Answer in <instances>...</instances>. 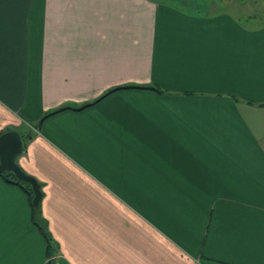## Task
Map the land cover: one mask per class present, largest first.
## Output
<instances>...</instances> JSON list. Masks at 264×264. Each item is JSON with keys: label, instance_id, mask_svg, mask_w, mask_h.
Returning a JSON list of instances; mask_svg holds the SVG:
<instances>
[{"label": "crops", "instance_id": "1", "mask_svg": "<svg viewBox=\"0 0 264 264\" xmlns=\"http://www.w3.org/2000/svg\"><path fill=\"white\" fill-rule=\"evenodd\" d=\"M262 1L0 0V264H264Z\"/></svg>", "mask_w": 264, "mask_h": 264}, {"label": "water", "instance_id": "2", "mask_svg": "<svg viewBox=\"0 0 264 264\" xmlns=\"http://www.w3.org/2000/svg\"><path fill=\"white\" fill-rule=\"evenodd\" d=\"M21 151L22 141L16 131L7 130L0 133V172L10 171L17 180L27 183L33 194L31 203L36 205L40 197L38 184L33 177L24 173L15 161Z\"/></svg>", "mask_w": 264, "mask_h": 264}, {"label": "trees", "instance_id": "3", "mask_svg": "<svg viewBox=\"0 0 264 264\" xmlns=\"http://www.w3.org/2000/svg\"><path fill=\"white\" fill-rule=\"evenodd\" d=\"M126 87H137V88L147 87V88H153L151 86H138V85H129V86L127 85ZM111 90H113V89H110V90L106 91L101 96H103L104 94L110 92ZM88 104L89 103H85V104H83V105H81V106H79L77 108L69 107V106H62V107L54 109V110H52L50 112H46L43 115V117L48 116L51 113H54L56 111H59V110L65 109V108L79 109V108H83L84 106H86ZM0 179L3 180L6 183L18 186L24 192V194L26 195L28 203H29V207H30L31 222L36 227V229L38 230V232L40 233V235L42 236V238H43V240L45 242V246H46L45 254H46V257L51 256V254L55 250L54 249V243L50 239V236H49V234H48V232L46 230V222L42 218V216L40 215L39 203L37 202L36 205H33L31 203V199H32L33 194H32L30 186L27 183H25V182L17 180L14 177L13 173L10 172V171H2V172H0ZM46 264H53V263H52L51 259H48Z\"/></svg>", "mask_w": 264, "mask_h": 264}, {"label": "rangeland", "instance_id": "4", "mask_svg": "<svg viewBox=\"0 0 264 264\" xmlns=\"http://www.w3.org/2000/svg\"><path fill=\"white\" fill-rule=\"evenodd\" d=\"M259 3L260 2L256 3L257 5H254L255 7H253V13H255L257 16V19L261 21L264 19V0L262 1L263 5H259Z\"/></svg>", "mask_w": 264, "mask_h": 264}]
</instances>
